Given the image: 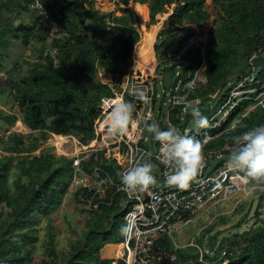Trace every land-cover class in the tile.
Wrapping results in <instances>:
<instances>
[{
    "label": "trees",
    "instance_id": "1",
    "mask_svg": "<svg viewBox=\"0 0 264 264\" xmlns=\"http://www.w3.org/2000/svg\"><path fill=\"white\" fill-rule=\"evenodd\" d=\"M4 1L0 0V10ZM31 1L25 0V9L30 10L28 5ZM213 1L222 7L224 15L210 31L204 73L206 83L203 85L206 90L203 92L222 86L233 74L245 68L259 39L264 37V0ZM40 2L47 15L36 17L34 26L10 23L7 28H0V71L4 69L2 57L10 43L9 34L14 32V37L23 36L24 41H28L44 28L46 33L41 36L45 41L54 25L59 28L52 43L56 53H48L45 58L42 56L44 62L34 65L24 81H12L21 118L6 114L0 108V119L4 118L11 125L21 119L32 135L31 142L26 143L25 134L10 133L7 143L12 141L15 145H8L7 151L16 155L6 161L0 160V261L3 262L0 264H11L15 258H20V264H23L21 253L28 252L26 241L32 247L36 246L39 239L37 227L43 216H50L61 206L71 181V161L53 153L50 145L37 155L33 153L43 146L50 132L72 135L84 142L93 139L101 97L111 92L107 83L96 80L97 73L103 69L108 76H114L125 69L141 38L140 18L130 4H145V21L149 7L151 25L165 7L176 3L168 18V29L188 30L187 39L196 33L195 27L202 32L210 18L205 0H115L121 15L116 9L102 12L98 8V0ZM135 10L139 13L137 4ZM158 26L153 25L149 32L145 30L137 48L138 57L152 48ZM180 44L179 48L185 45ZM156 48L159 49L160 44ZM200 64L197 57V63L192 60L190 68L195 70ZM15 159L18 170L14 169L12 174ZM10 177H13L11 184ZM115 207L118 205L102 207L96 212L87 211L108 214ZM247 216L248 213L236 226L239 227ZM122 224V212L107 225L99 223L98 217L88 220V229L81 233L79 245L75 246L74 253L65 264H110V260L100 258V251L112 236L120 233ZM209 230L211 232L212 229ZM219 234L210 237L217 239ZM241 237L246 242L245 246L238 241ZM230 239L235 240L231 242ZM220 242V249L229 242L228 249L233 252L230 264H264V220L255 229L225 236ZM53 254L56 257L55 249ZM53 260L51 264H63Z\"/></svg>",
    "mask_w": 264,
    "mask_h": 264
},
{
    "label": "built area",
    "instance_id": "2",
    "mask_svg": "<svg viewBox=\"0 0 264 264\" xmlns=\"http://www.w3.org/2000/svg\"><path fill=\"white\" fill-rule=\"evenodd\" d=\"M28 6L36 17L47 15L40 0H32ZM168 10L167 15L164 11L154 21L159 28L149 52L143 57L136 54L144 35L140 29L141 39L135 45L129 65L103 80L111 92L101 97L93 139L84 142L67 135L70 139L66 149L73 148L69 157L70 188L78 202L91 212L118 205L122 208L123 224L126 218L135 220L133 234L122 235V240L114 246L110 264H230L233 252L228 247L219 248L216 257V247L209 250L195 239L183 243L179 240L184 239L183 230L200 224L195 237L206 239L212 235L220 216L240 210L244 215L258 214L261 222L264 219V178L250 179L245 184L242 173L233 172L225 165L233 144L231 137L247 127L264 123V64L258 66L254 62L255 58L264 57V37L259 39L248 65L226 81L231 86L220 98L217 108L212 107L210 100L217 98L221 86L203 92L206 87L200 82V77L205 80L207 39L202 38L200 29L195 27L196 33L182 48H179L180 42L174 48H162L160 31L174 9ZM157 44H160L159 49ZM193 47H197L201 55V64L195 70L190 68L192 60L197 63ZM168 72L173 73L170 87L165 86L163 77ZM193 77L196 84L189 89L186 85ZM137 89L146 91L149 103L132 95ZM118 98L134 102L136 127L129 126L126 134L112 139L106 134L107 115L109 104ZM190 103L208 117L206 128L196 130ZM145 122L159 123L161 128L171 123L181 133L203 142L202 166L186 187L166 184L165 177L171 173L172 166L156 159L158 142L143 129ZM140 159L153 163L155 183L144 191H125L117 173ZM248 188L253 189L251 195H245ZM220 244L219 241L217 246Z\"/></svg>",
    "mask_w": 264,
    "mask_h": 264
},
{
    "label": "rangeland",
    "instance_id": "3",
    "mask_svg": "<svg viewBox=\"0 0 264 264\" xmlns=\"http://www.w3.org/2000/svg\"><path fill=\"white\" fill-rule=\"evenodd\" d=\"M98 8L102 12H110L116 9L115 0H98ZM25 0H6L1 5L0 10V28H7V26L12 23L14 25H27V26H34L37 23L36 14L24 8ZM206 6L209 12V20L207 25L204 27L203 31L201 32L202 38L207 39V44L209 38L211 36L210 31L213 25L216 22H220V18L224 15V11L222 7L215 3L213 0H205ZM20 4V5H19ZM137 3H131L130 6L133 8L134 12L139 16L140 22L144 25V28L141 26L142 34L144 32L151 30L152 26L155 25L152 23L151 25L147 24V21L150 19L148 18L145 21L146 14H144V6L142 4H138L139 6V13L135 10V6ZM145 5V4H144ZM176 7V3L172 4V6H168L164 8L167 15V10L172 11ZM117 10V9H116ZM117 14L121 15V12L117 10ZM36 15V16H35ZM160 13L157 15V17ZM156 17V18H157ZM158 18L156 19V21ZM146 22V23H145ZM167 21L164 22V27L160 31V42L162 48H167L169 46L175 47L177 42L186 43L189 39L185 38L187 36L186 29H177L175 32L168 29ZM146 24V25H145ZM45 27V26H44ZM147 27V28H146ZM59 28L54 25L51 30L49 31L48 38L44 41L42 39V34L46 33V29H39L36 32V35L33 36L30 40L24 41V37L21 36L19 38L14 37V32L8 35L10 39L9 46L5 51V55L2 57V63L4 64V69L0 71V108L6 114H13L18 115L21 118V112L19 109V105L17 103L16 97L14 95V91L12 90L13 84L12 81L15 82H22L26 79L27 76L30 74V70L36 64H42L44 62V58L48 55V53L55 54L56 51L52 47V43L54 37L56 36V32ZM146 30V31H145ZM158 30V29H157ZM157 30L155 32L157 33ZM149 32V31H148ZM175 33V34H174ZM60 35V37H62ZM173 37V39H171ZM141 39V38H140ZM155 39V38H154ZM139 42V41H138ZM137 42V43H138ZM193 51L196 55V58L201 59L200 51L197 47H193ZM146 55V54H145ZM144 55V56H145ZM42 56L44 57L42 59ZM108 74L103 70L100 69L97 73L96 80L102 81L108 78ZM12 84V86H11ZM231 84H227L226 82L221 86V90H219V94L217 98H212L210 100V105L218 106L220 98L228 91ZM166 106H164V110ZM21 125V126H20ZM19 126V127H18ZM19 132L25 134L26 143L31 142V130L23 124L21 119H18L14 125H11L8 121L4 118L0 119V160L6 161L10 156H15L16 153H12L7 151V148L10 146H14V142H10L8 144V136L10 133ZM37 134V133H35ZM40 134L38 133L37 136ZM57 134L52 132L49 133L48 139L43 142V146L37 151L33 153V155L39 154L40 150L43 149L45 146L50 145L52 147V152L55 153L57 156L66 157L69 159L70 155L73 154V148L66 149L65 152L61 148V144L55 141V137ZM65 137V136H64ZM68 137V136H67ZM70 139V137H68ZM73 138H71L72 140ZM66 140V139H65ZM64 139L62 140L64 144L69 145V140L66 142ZM10 145V146H8ZM66 146V145H65ZM67 154V155H63ZM17 160H14V166L16 167ZM11 170L13 174L14 169ZM18 170V169H17ZM13 177H10V184L12 183ZM11 188L14 190V187L11 185ZM230 205L229 207H231ZM4 208V206H1ZM7 211L9 209L7 208ZM122 208L120 206L115 207L108 214L106 213H95L92 214L85 209L83 205L78 202L77 195L73 192L68 186V190L62 198L61 206L54 210L50 216H43L42 222L40 223L39 227H37V235L39 236L38 241H36V246H30L29 241H26L25 245L28 248V252L21 253L23 257V264H51L55 259V263L61 262L65 264L68 260H70V255L74 253L75 246H78V242L81 241V233L84 230L88 229L87 221L94 220L95 217H98L99 223L102 222L103 224H108L110 220L113 218H118L119 214L121 213ZM241 211V210H240ZM239 211V212H240ZM226 216H220L218 221L213 226L214 230L212 231V235L220 233L217 239L212 238L210 236L202 238L195 237L196 232L199 231L201 224L198 226L188 227L182 231L184 234V239H180L179 242L183 243L187 240L195 239L196 243H201L203 246L208 248L209 250L214 249L216 247V251H218L219 247L217 246V241L222 240L225 236L232 235L234 233H242L245 231H250L252 228L255 229L259 223L262 224L260 220V216L256 215L253 217L252 213L243 219L241 225L236 226L241 218L244 217V212ZM105 217H108L106 220H103ZM116 220V219H115ZM226 220V222L224 221ZM264 220V219H263ZM259 222V223H256ZM51 223V224H50ZM220 231V232H219ZM19 232V231H17ZM31 235V234H30ZM186 235V236H185ZM122 234L118 233L117 235L112 236L109 241L102 247L100 251V258L111 260L114 256V249L117 242L122 240ZM204 239V240H200ZM14 240V237H13ZM235 239H230L233 242ZM238 241H240L242 246L246 245L243 237H241ZM6 243H8L6 241ZM10 243V242H9ZM7 245V244H6ZM214 245V246H213ZM229 242H225L224 247H228ZM54 246V247H53ZM5 247V246H4ZM25 247V248H26ZM9 248V245L8 247ZM54 249L56 257L54 256ZM215 257V255H214ZM21 259L15 258L11 264H20ZM0 263H3L0 261Z\"/></svg>",
    "mask_w": 264,
    "mask_h": 264
},
{
    "label": "clouds",
    "instance_id": "4",
    "mask_svg": "<svg viewBox=\"0 0 264 264\" xmlns=\"http://www.w3.org/2000/svg\"><path fill=\"white\" fill-rule=\"evenodd\" d=\"M198 73V72H197ZM201 83L206 81L200 77ZM196 77L189 80L186 87H195ZM132 95L145 103L150 102L146 91L137 89ZM193 124L197 131L209 125V119L198 106L189 104ZM135 104L132 100L118 98L109 104L107 115L106 134L108 138H118L128 132L129 126L136 127L134 120ZM233 125V129H235ZM143 129L152 134V139L158 142L156 159L164 164L171 165L172 171L166 174L165 182L170 186L184 188L198 173L203 161V142L192 135L181 133L174 125L169 123L161 128L159 123H144ZM233 144L230 154L225 160L226 167L243 174V182L250 179L264 178V123L247 127L231 137ZM206 142V141H205ZM154 165L147 160H137L131 167L118 171L121 187L125 190H147L155 183L153 174ZM252 188H248L245 195H251ZM136 227L134 219L126 218L119 231L125 237L133 234Z\"/></svg>",
    "mask_w": 264,
    "mask_h": 264
},
{
    "label": "water",
    "instance_id": "5",
    "mask_svg": "<svg viewBox=\"0 0 264 264\" xmlns=\"http://www.w3.org/2000/svg\"><path fill=\"white\" fill-rule=\"evenodd\" d=\"M254 62L256 65H262L264 64V57H257L254 59ZM172 72H168L167 74H165L164 77V83L166 87H170L171 83H172Z\"/></svg>",
    "mask_w": 264,
    "mask_h": 264
},
{
    "label": "bare ground",
    "instance_id": "6",
    "mask_svg": "<svg viewBox=\"0 0 264 264\" xmlns=\"http://www.w3.org/2000/svg\"><path fill=\"white\" fill-rule=\"evenodd\" d=\"M137 5H138V4H137ZM158 28H159V26H158ZM153 40H154V38H153ZM148 52H149V51H148ZM136 54H137V53H136ZM145 54H147V53H145ZM145 54H144V55H145ZM144 55H143V56H144ZM143 56H142V57H143ZM20 126H21V125H20ZM18 127H19V126H18ZM55 138H56V142H57L58 144H59V143L61 144V147H65V144H64L63 141H62V140L64 139L63 137H61L60 135H58V136H56Z\"/></svg>",
    "mask_w": 264,
    "mask_h": 264
},
{
    "label": "crops",
    "instance_id": "7",
    "mask_svg": "<svg viewBox=\"0 0 264 264\" xmlns=\"http://www.w3.org/2000/svg\"><path fill=\"white\" fill-rule=\"evenodd\" d=\"M137 4H140V3H137ZM144 5V4H143ZM147 6V5H146ZM148 7V6H147ZM148 14H149V7H148ZM145 33V32H144ZM137 52V51H136ZM58 136V135H57ZM61 137H63L64 138V140L66 141V142H68L67 140H68V137H67V135H60ZM65 136V137H64ZM55 141H56V138H55ZM59 145V144H58ZM66 146L65 147H61L63 150H61L62 152H65V150H66V148H67V144H65Z\"/></svg>",
    "mask_w": 264,
    "mask_h": 264
}]
</instances>
